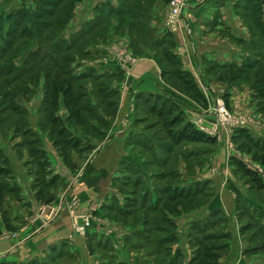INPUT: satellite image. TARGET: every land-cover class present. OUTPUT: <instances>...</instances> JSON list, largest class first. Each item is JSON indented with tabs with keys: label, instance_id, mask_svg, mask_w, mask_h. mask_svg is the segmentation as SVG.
<instances>
[{
	"label": "rangeland",
	"instance_id": "obj_1",
	"mask_svg": "<svg viewBox=\"0 0 264 264\" xmlns=\"http://www.w3.org/2000/svg\"><path fill=\"white\" fill-rule=\"evenodd\" d=\"M175 1L180 2L179 8L184 7L186 2L158 0V5L164 9L161 26L166 13H172L175 5L172 2ZM203 3L201 1L198 5ZM152 5L154 0H131L128 4H121V16H113L109 13L108 5L101 4V0H0V159L10 157L14 168L6 161L9 167L6 170L0 162V169L3 170L0 178L16 189L17 186L11 183L15 177L14 171H23L25 176L27 171H31L32 176L26 177L31 184L36 170L27 155L30 147L27 143L37 138L34 133L39 136L38 151L41 152L34 153V163L44 155L48 161L44 147L48 152L54 150L57 156L60 155L47 136L49 130L55 133L63 125L71 139L78 144L82 143L78 140L79 136L74 134L80 132L88 140L97 141L100 138L101 141L112 130L119 106L124 109L126 117L121 111L115 120L118 124L116 127L128 125L127 117L131 115L129 123L135 126L136 132L125 147L128 156L124 157L119 152V159L126 161L123 162L126 167L120 163L119 170L115 167L112 170L111 177L117 178L114 185L117 191L114 194L111 191L112 205H121L124 210H130V215H125L121 210L117 213L112 206L103 211L102 220L112 230L105 233L107 237H103L98 246L93 239L86 252L105 256L103 264H264V237L259 234V231L264 232V227H259V219H264V183L259 180L260 170L264 181V0H232L227 9L222 8L225 16L231 11L232 21L225 23L230 28L227 31L232 32L228 40L231 43L218 41L225 43L221 49L224 53L232 49L237 54L236 58L238 54L242 56L236 61L240 70L251 65L256 66L257 70L240 72L229 69L228 64L219 67L207 64L204 67L208 78L203 82L196 80L193 75L196 70L190 68V72L185 71L187 84L176 80L173 74H183L176 66L164 62L162 54L168 49L166 45L158 49L153 47L154 39L160 37V27L149 38H146L148 34L136 33L147 28L154 31L153 27L143 24L146 20L150 21V17L141 15L143 12L149 14ZM89 9L92 10L91 16H97L89 20L91 24L80 26L84 30L82 35L78 37L76 32H72L67 34L63 43L53 40L62 33L60 29L63 23L68 21L74 10L83 13ZM232 12L238 18H234ZM180 17L181 14L175 20V31L169 36L180 30L181 24L177 22ZM97 19L99 25L91 31L90 27L98 23ZM222 19L226 20L227 17ZM136 21L138 27L135 28L132 23ZM49 22L52 25L50 28L42 27ZM239 24L246 29L245 34L240 32ZM85 31L90 32L85 34ZM245 35L247 38H244ZM55 41L56 46L53 47ZM204 41L210 45L212 42L217 44L209 37ZM71 42L72 46L64 50ZM234 47L237 49L233 50ZM88 48H99L100 53L105 52L108 57L101 60L88 53ZM145 48L159 66V77L166 86L165 91L147 98L146 102H135L136 108L133 110L136 112L132 113L134 99L126 98L128 86L120 83L121 94L115 98L112 94L119 80L107 77L113 72L112 66L117 67L115 64L133 69L142 59L138 57L144 56ZM167 54L169 57L173 55L170 52ZM225 57L220 60L222 63L230 59L228 54ZM95 64L97 70H94ZM65 69L68 75L64 73ZM104 69L111 72L101 71ZM85 73L92 79L101 74L106 76L96 81H68L69 76L76 78ZM79 87L81 91L76 89ZM65 92L69 93L67 100ZM75 96L79 97L76 105L70 100ZM44 99L52 100L57 110L54 115L53 109L48 110L41 102ZM77 109H86L89 115L82 111L81 114ZM220 110L226 116L221 117ZM70 112L77 114L86 124L97 125L96 122H99L97 128L101 129L102 134L99 137L96 134V138L87 126H79L69 119ZM55 116L62 121L56 120L57 126L51 128L49 122ZM216 118L220 122L231 121V124L243 122L244 126L232 128L220 124ZM33 119H36L37 131L31 129ZM194 119L201 120L204 127L214 131L203 133L213 138L214 143L183 142L173 145L171 138L175 139L178 135L175 127L186 122L192 124ZM231 128L232 132L229 131ZM138 140L144 144L134 146L132 143ZM114 148L119 150V145L116 144ZM68 151L70 156L64 163L68 169L75 164H85L90 154L76 148ZM7 173L12 176L11 182L9 177H5ZM39 178L44 179L42 176ZM148 187L151 188L149 197L153 195L152 202L160 194L158 205L152 210L139 207L144 201L141 197H144V203L148 201L147 195L142 196ZM51 191L54 192L43 190V194L35 199L41 206V219L50 221L65 209L71 228L72 224H78L79 219L81 224L82 218H85L84 222L88 221L89 228L90 216L77 215L78 200L75 196L71 195L66 204L51 203L55 198L49 196ZM21 197L16 191L4 196L0 209V227L3 231H8L5 230L8 228L6 220L16 221L13 217L16 212L25 211L20 209ZM247 199L250 202L245 204L243 200ZM259 202L263 205H259ZM102 203L106 206L111 204ZM49 206L53 210L58 207L60 211L49 215ZM262 223L264 225V220ZM2 233L0 231V235ZM70 233L71 229L67 235ZM162 238L166 239L161 242ZM86 239L89 242L88 237ZM65 240L66 243L71 241L68 236H65ZM86 252H82L83 259L88 257ZM91 259L86 258L85 264H95Z\"/></svg>",
	"mask_w": 264,
	"mask_h": 264
},
{
	"label": "crops",
	"instance_id": "obj_2",
	"mask_svg": "<svg viewBox=\"0 0 264 264\" xmlns=\"http://www.w3.org/2000/svg\"><path fill=\"white\" fill-rule=\"evenodd\" d=\"M130 1L101 0V4L108 5V10L111 11L109 13H111V15L113 14V16H118V14L122 12V9L120 8L121 4H128ZM201 1L205 3L198 5L201 3ZM237 1L238 0H234V2ZM231 2L232 0H186L179 20L181 28L179 31L168 37V40L172 43L169 52L175 55V57L178 59L183 71L190 72L192 68H195L194 70H196V73H193V75L196 80L198 79L199 81L203 82L208 78V72H206V68L204 67V65L207 64L209 66L228 64L232 68H239V62L236 63V61H239L242 56L238 54L239 56L236 58L235 56L237 54L236 52H233L232 49L227 50L228 53H224L221 50L223 49L224 44H227V41L231 39L229 38V35L232 32L227 31L229 27H227L225 24L227 21L229 23L232 21V16L230 15L231 11H228V16L222 14L223 11H225L224 9H227L229 3ZM158 4V0H154V5H152L150 13H141V15H148L150 17L151 20H148L149 23L146 20L143 24L153 27L154 31L150 28H147L142 31H136V33L141 32L145 34V36L148 34L146 38H149V35L151 36L156 32V30H158L156 29L158 26L160 27V31L163 32L161 19L163 17L162 13L164 9L162 8L163 6ZM91 12V9H89V11L84 10L83 13H77L74 10L73 14H71L68 18V21H66L65 27H63L62 33L58 38L64 40L67 38V34L69 33L68 35H70L72 32H76L78 37L82 35L84 30H82L80 26L84 27V24H91L89 23V20H91L93 16H97L94 14L91 16ZM232 14L234 15V18H238L233 12ZM222 17H227V19L223 20ZM98 19L96 22H98ZM234 22L236 21L234 20ZM137 23L138 21L133 22V27H138ZM98 25L99 22L95 23L94 26H91V31L97 28ZM156 25L157 27H155ZM239 29L241 33L245 34L246 29L241 28V25ZM85 32V34H88L90 31ZM113 32L114 30L111 31V34H113ZM215 35L220 36L216 37ZM207 36L212 38V40L214 39L217 44L214 42H212L211 45L207 42L204 43V40L208 39ZM244 38H247V35H245ZM220 40H224L225 43L222 44L218 42ZM218 45L220 46L218 47ZM146 49L147 48L143 49L145 54L142 57H138L142 59H139L140 61L134 66L133 69L129 70L123 64H115L117 67L112 66L111 71L113 72L110 73V75L114 76H112L111 79L114 81L119 80V83H117V88L115 85L114 89V92L117 93L118 97H120L121 94L120 83L122 82L126 84V87L128 86L127 90L129 93L126 98H131V101L132 99L136 101V97L140 94H150L152 96H157L159 92L161 93V91H165L164 89L166 84H164L159 77V66L150 58L149 53L146 52ZM234 49L237 48L234 47L233 50ZM100 51L101 49L99 48L87 49L88 53L93 54L95 57L98 56L101 58V60L108 57V55H105V52L100 53ZM225 54H228L230 59L225 60L223 61L224 63H222L220 60L224 58L226 59ZM232 56L235 58H232ZM97 64L94 65V70H97ZM101 71L111 72L105 69ZM172 93L178 94L175 92ZM134 100L132 101L131 107V110L133 111L132 113L136 112L134 111ZM35 108H37V106ZM121 111H123V116L125 115L126 117L124 109L121 107L119 108L118 106L116 109V117L112 124V130L110 129L103 140L100 141L99 139L98 141L92 142L93 145L89 150L90 154L89 157H87L85 164H75L68 169L64 163L66 164V161L68 160L67 158L70 156L69 153L66 155L65 160L57 156L54 150L51 152L49 151V153L44 147L48 163L50 164L51 173L57 178L56 184L46 189L54 190V192L51 191V194L49 195L55 197L53 200H51V203L62 202L63 204H66L67 199L71 195L77 198V215L81 216L88 214L90 216L89 228L85 230L84 238L76 236L73 240L66 243L65 236H67V234L70 232L71 222L65 209L58 217H54L50 219V221L41 219L39 214L41 206L36 201V197L38 196L35 195V190L31 189L30 183L26 179L27 176H25L23 171H14L15 177H13L12 183L17 186L16 192L18 193V196L21 195V198L23 199L22 204L20 205L22 207L20 209H24L25 211L20 210L16 212V215L13 216L16 221L9 220L8 225L11 227L5 229L8 231H3L0 227L1 233L16 234L15 238L10 237L8 239L0 240V264H85L86 258L88 257L92 258L91 260L95 261V264H103V257L105 256L99 254L94 255L92 253H87L86 251L87 246L89 243L93 242V239L100 241L103 237H107V231L111 232L112 230L107 228L108 225H106L104 223L105 221L102 220L103 217L101 215L103 214V211L106 212L105 210L109 209V207L104 205L102 202L113 201V194L115 191H117V189L116 186H114L115 180L113 179H115V177H111L112 170L118 169L120 163L124 164L126 162L125 160L119 159V152H122V156L124 157L128 156L125 152V147L127 145L126 141L130 136H132V134H135L136 132L135 126L129 123V120H131L130 113V116L127 117L128 125L124 126L123 128L116 127L118 124L115 120ZM36 119H33V121L30 122L31 129L33 130H36ZM121 130L124 131L120 134ZM80 134L81 132L74 134V136H79L81 140L85 141L86 143L90 142V139L88 140L86 137ZM117 137L118 139L115 140ZM113 140L115 141L111 142ZM41 141H43L42 137ZM116 144L119 145V150H115L114 146ZM134 146L136 145L134 144ZM113 157H115L116 160L113 161ZM4 158L7 159V163L12 165L13 168V164L9 159L10 157L4 156ZM16 160L19 162L17 156ZM262 177L263 174H261V171L259 170V179L264 182ZM46 179L48 178L46 177ZM111 181H113V186ZM111 191L113 194H111ZM220 193L222 194V191H220ZM226 199L228 200V198ZM243 202L247 204L250 201L247 199L243 200ZM260 204L262 203L259 202V205ZM117 206L121 207V205ZM91 209L92 212L90 211ZM14 218L13 220H15ZM261 220L262 221L260 222L263 224L262 222L264 219ZM78 224H80V219L78 220ZM1 225L2 224L0 222V226ZM87 237L89 242L86 239ZM83 251L88 254V257L85 256L84 259L82 258Z\"/></svg>",
	"mask_w": 264,
	"mask_h": 264
},
{
	"label": "trees",
	"instance_id": "obj_3",
	"mask_svg": "<svg viewBox=\"0 0 264 264\" xmlns=\"http://www.w3.org/2000/svg\"><path fill=\"white\" fill-rule=\"evenodd\" d=\"M121 10V9H119ZM111 12V11H110ZM119 12V11H117ZM65 23L66 21L63 23V26L62 28L60 29V32L62 31L63 27H65ZM52 25L51 23H47L45 26L43 25L42 27L44 28H50ZM168 37H169V33L163 31L161 32V36L159 37V39H156L154 42H153V47L155 49H158L159 47L163 46V45H166V48H168L166 51L163 52V59H164V62L167 64V65H171V66H176L178 68V70H180L183 74L182 75H178L177 73L173 74L176 76V80L177 81H180V82H183V84H187V80L184 79L186 78V73L185 71H183L181 68H180V64L178 62V59L176 57H174L173 55H171V57H169V54H167V52H169V47L171 48L172 46V43L168 40ZM53 40H59V42L63 43L64 40H61L60 38H58V35L53 39ZM52 40V41H53ZM51 41V42H52ZM74 43V42H73ZM52 46L55 47L56 46V41L52 43ZM72 46V42L71 43H68L65 47H64V50H68L66 49L67 47L70 48ZM171 53V52H170ZM166 55V56H165ZM173 57V58H172ZM219 67V66H217ZM229 69H237L238 71L240 72H246L247 70H251V69H256L257 70V67L254 66V65H251L250 67L246 68V69H239V68H232L231 66H227ZM221 69V68H220ZM227 69V70H229ZM259 70V68H258ZM67 70L65 69L64 73H66ZM67 74V73H66ZM68 75V74H67ZM81 75V74H80ZM78 75L76 76V78H73V77H68V81L70 82H73V81H76V80H82V79H88V80H100V79H103L105 78V74H101L99 75L98 77H96L95 79H92L89 75H87L86 73L85 74H82L81 76ZM114 75H110L109 77L107 78H110ZM186 87V86H185ZM76 89H79L78 91H81V88H76ZM186 89H188L186 87ZM66 91V90H65ZM65 96H66V100H67V95L69 94L68 92H65L64 93ZM79 95H83V93L81 92H78ZM196 94V93H195ZM263 95V94H261ZM84 96V95H83ZM103 96L105 97L106 94L104 93ZM112 96H115V98L117 97V93L113 92ZM152 95L150 94H140L136 97V103H143V102H146L147 101V98H151ZM261 97V96H259ZM70 100H72V103L74 105H76L78 102H79V97L78 96H75L74 98H71ZM52 100H49V99H44L42 100L41 102L43 103L44 106H47L48 110H50L51 108L53 109V115L55 114L54 112L57 111L56 108L53 107L52 105ZM135 105V104H134ZM83 108V107H82ZM135 108H136V105H135ZM147 109L150 111L151 108L149 109V107H147ZM78 111V109H77ZM82 112H85L86 114L89 115V111L86 110V109H81ZM81 111H78L79 113ZM81 112V114H82ZM77 115V114H76ZM75 114L73 115V112H70L69 114V119H72L75 123H77L79 126H87V129L89 131H91L93 133V135L98 138L100 134H102V131L101 129L97 128V125L99 124V122H96L97 125H91V124H86L81 118L77 117ZM56 117V116H55ZM54 118H51L50 119V126L51 128L57 126V121L56 120H59V122L62 121L61 118H59L58 116L56 117V119ZM173 124H175V122H172ZM77 125V126H78ZM40 126V125H39ZM102 127L104 126L101 125ZM100 126V127H101ZM180 126V127H179ZM179 126H176L175 130H177L178 132V135L174 138H171V142L173 143V145H176V144H179V143H183V142H187V143H190V144H213L214 143V139L213 138H209L207 136H205L203 133L201 132H198L194 126L189 123L187 124L186 123H182L181 125ZM86 128V127H84ZM179 128V129H178ZM37 138H32L29 140V142L27 143V145H29V149L27 151V155L29 156L30 158V161H32L33 163V167L34 169L36 170V174H33L34 176V179L33 181L31 182L30 186H31V189L32 190H35V195L36 196H39L40 194H43V190H46L47 188L49 187H52L54 186L56 183L55 181L57 180V178L52 175L51 173V170H50V164L48 163V161L46 160V157L45 155L42 156L38 161L37 163H34V153L35 152H39V148H40V139H39V136L37 135V133H34ZM96 134L98 135V137L96 136ZM175 134V132H174ZM47 136L49 138V140L51 141V143L54 145L55 148H57V151H60V155L59 157H61L62 159H65L66 160V155L68 154V149L71 150L72 148H76L78 150H82V151H86V152H89V150L92 148V145L94 141L96 140H92L90 139V142L86 143L85 141L81 140V138L79 137L78 140H80V143L82 144H78L76 141H73L70 137V135L67 133L66 129L63 127V125L61 126V128L57 131V132H53V130H49L48 133H47ZM234 137V136H233ZM53 138V139H51ZM132 137L130 136L126 143H128V141L131 139ZM100 139V138H99ZM98 139V140H99ZM140 140V138H138ZM97 140V141H98ZM136 141V142H133L132 144L134 145H142L144 143L140 142V141ZM144 140V139H143ZM84 142V143H83ZM169 149V148H167ZM41 153V152H39ZM3 157V156H2ZM44 157V158H43ZM4 158V157H3ZM6 159H0V162L3 164V168H5L6 170H9V167H8V164L6 163ZM133 172V168L131 170ZM3 173V170L0 169V176H2ZM8 176H5V177H9V180L11 179V176H10V173H7ZM26 176L27 177H31L32 176V173L31 171H27L26 173ZM39 176H42L44 179L40 180ZM46 177L48 179H46ZM123 178V177H122ZM3 178H0V209L2 208L3 206V203H4V196L5 195H9V194H12L13 192L16 191V189H13L12 187H9V185H7V183L4 181V179L2 180ZM117 180V178L115 179V181ZM260 180V179H259ZM261 181V180H260ZM11 182V180H10ZM262 182V181H261ZM12 183V182H11ZM264 183V182H263ZM14 184V183H12ZM260 188V187H259ZM146 192H143L142 193V196L144 195H147L148 197V201L147 203H144L145 199L144 197H141L144 201H142L140 203V206L139 207H146V210H152V209H155L156 206L158 205V201H159V198H160V194H157L158 196L157 197H154L153 199V202L151 201V197L153 196H150L149 197V193L151 191V188L148 187V189H145ZM156 193H158L156 191ZM152 194V193H151ZM192 194H195V192H193ZM112 202L111 201L110 205L108 206L110 208V206H112L111 208H113L117 213L119 210L125 212V215H130L129 212L130 210L126 209L124 210L123 207H118L117 205H112ZM149 202V203H148ZM153 213V212H152ZM261 220L259 219V227H264L263 224H261L260 222ZM8 222L9 220H6L5 223L7 224V227H11L10 225L8 226ZM262 232L259 231V234L262 235L264 237V232L261 234ZM166 239V238H162V241ZM96 245L98 246L99 244V240H96ZM93 250V249H92ZM92 252V251H91Z\"/></svg>",
	"mask_w": 264,
	"mask_h": 264
},
{
	"label": "built area",
	"instance_id": "obj_4",
	"mask_svg": "<svg viewBox=\"0 0 264 264\" xmlns=\"http://www.w3.org/2000/svg\"><path fill=\"white\" fill-rule=\"evenodd\" d=\"M175 3V5L173 6L174 9L172 10V13L171 12H168L166 13V16H165V19L164 21L162 22V31H165L167 33H171V32H174L175 31V28H176V25H175V20L177 17H179V15L181 14V11L183 9V5L179 8L178 5L180 2H172V4ZM177 22H179L177 20ZM220 116L221 117H224L226 116V114L224 113V111L220 110ZM194 119V121L192 122L194 128L198 131V132H201V133H214V131H209L206 127L203 126L201 120H196ZM216 121H218L220 124H224L225 126H229V127H236L237 129L238 128H242L244 126L243 122H239V121H236L234 123L231 124V121H222L220 122L217 118H216ZM231 129H229V131H233ZM49 215H53L55 213V211H58L59 208L57 207L56 210H53V208L51 206H49ZM81 217V216H80ZM86 217V216H85ZM85 218H82V222L81 224H72V228H71V233L70 235H67L68 238L70 240H73V237L74 236H77V237H82L84 235V231L85 229L87 228L88 226V221L87 222H84ZM15 238L16 237V234L14 233H10V234H6V233H2L0 235V240H3V239H8V238Z\"/></svg>",
	"mask_w": 264,
	"mask_h": 264
}]
</instances>
